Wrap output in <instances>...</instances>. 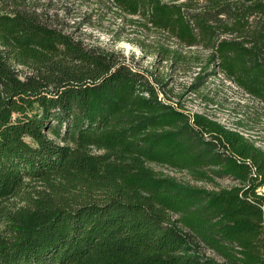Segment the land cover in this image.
<instances>
[{"label": "trees", "instance_id": "1", "mask_svg": "<svg viewBox=\"0 0 264 264\" xmlns=\"http://www.w3.org/2000/svg\"><path fill=\"white\" fill-rule=\"evenodd\" d=\"M100 2L209 51L192 90L217 68L264 103V0ZM132 41L151 67L0 0V264H264V148L167 100L180 49Z\"/></svg>", "mask_w": 264, "mask_h": 264}, {"label": "rangeland", "instance_id": "2", "mask_svg": "<svg viewBox=\"0 0 264 264\" xmlns=\"http://www.w3.org/2000/svg\"><path fill=\"white\" fill-rule=\"evenodd\" d=\"M29 5L49 11L64 20L78 36L88 42L102 44L109 48H119L131 59H142L143 66H152L154 57L138 48L132 40H145L147 43L159 40L171 48L180 49L188 63L172 73L167 100L180 103L187 113H203L225 126L237 129L246 137L264 148V103L252 98L233 82L228 80L217 68L204 86L192 90L197 73L205 65L209 51L201 48L181 47L174 39L163 32L145 28L137 18L118 14L100 0H27ZM117 37H121L120 41ZM166 64H159L162 67ZM164 96V94H163ZM164 96V97H165ZM154 169L183 182H190L207 188L215 187L210 182L195 181L186 170L164 165H153ZM221 186L235 182L230 178L218 179ZM264 192V190H263Z\"/></svg>", "mask_w": 264, "mask_h": 264}, {"label": "built area", "instance_id": "3", "mask_svg": "<svg viewBox=\"0 0 264 264\" xmlns=\"http://www.w3.org/2000/svg\"><path fill=\"white\" fill-rule=\"evenodd\" d=\"M162 96H163V95H162ZM263 190H264V188H260V189H259L260 192H263Z\"/></svg>", "mask_w": 264, "mask_h": 264}]
</instances>
